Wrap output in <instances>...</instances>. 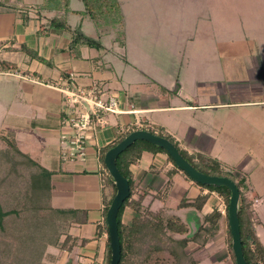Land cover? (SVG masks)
<instances>
[{
  "label": "crops",
  "instance_id": "crops-1",
  "mask_svg": "<svg viewBox=\"0 0 264 264\" xmlns=\"http://www.w3.org/2000/svg\"><path fill=\"white\" fill-rule=\"evenodd\" d=\"M72 2L70 0L67 21L72 30L84 34L85 29L90 28V19L80 12L84 9L82 2L81 7H73ZM41 3L42 0H0V132H13L18 147L52 172L54 206L78 210V217L85 219L72 224L69 235L74 244L71 247L51 249L56 258L50 264H103L108 233L104 229L100 231L99 227L105 218L104 195L108 197L110 189L104 187L107 170L100 160L101 149L125 136L127 133L121 130L134 128L137 119L153 125V130L162 128L170 133L165 126L152 120V112L184 110L193 104L151 105L155 98L136 97L130 81H123L110 60L112 49L116 46L121 49L114 39L109 43L108 35L101 36L99 50L79 45L77 53L69 47L71 32L48 26V19L54 11L37 13ZM124 62L127 63L126 60ZM69 74L74 77L71 85L88 87L94 84L104 98L114 96L119 108L118 113L105 115V125L86 129L81 143L84 155L74 159L66 154L71 146L69 144L66 148L65 145L76 132L66 124L63 94L47 85ZM27 76L40 81L34 82L25 78ZM174 87L178 88L177 83ZM170 135L188 153L210 156L208 147L190 139L191 135L186 141L176 134ZM210 157L219 160L226 169L230 167L220 156ZM129 168L135 184L132 197L142 195L143 205L151 210H180L177 206L181 200H194L199 196H206L200 213L207 214L218 208V198L212 193L214 190L201 187L177 170L165 153L143 151ZM258 203L255 211L259 224L255 225V231L264 246L259 231L264 222L257 214L260 197ZM187 211L188 216L195 220L198 213ZM134 216L135 212L126 206L122 222L129 224ZM223 220L225 217L221 216L220 229ZM220 229L204 248L198 250V246L192 243L191 249H197L199 256L205 254L212 263L220 262L217 244Z\"/></svg>",
  "mask_w": 264,
  "mask_h": 264
},
{
  "label": "rangeland",
  "instance_id": "rangeland-1",
  "mask_svg": "<svg viewBox=\"0 0 264 264\" xmlns=\"http://www.w3.org/2000/svg\"><path fill=\"white\" fill-rule=\"evenodd\" d=\"M72 1L73 7H81L80 0ZM119 2L122 28L106 36L110 43L121 40L117 31L124 33L123 46L114 40L121 49L110 47L115 72L130 81L136 97L155 98L151 105L193 104L154 111L151 118L184 141L191 135L205 144L210 156L225 160L236 178L244 174L251 196L261 198L257 214L264 222V0ZM88 23L84 34L101 41ZM248 202L256 213L259 203ZM175 212L193 223L187 209ZM259 231L264 240V224ZM217 238L221 261L212 263L203 254L198 264H233L224 220Z\"/></svg>",
  "mask_w": 264,
  "mask_h": 264
},
{
  "label": "trees",
  "instance_id": "trees-1",
  "mask_svg": "<svg viewBox=\"0 0 264 264\" xmlns=\"http://www.w3.org/2000/svg\"><path fill=\"white\" fill-rule=\"evenodd\" d=\"M81 2L84 9L80 12L94 24L96 31L100 33L98 37L111 34L117 27L122 26L124 16L119 0H81ZM69 3L70 0H42L37 13L54 11L48 19V26L72 33L69 46L71 50L78 53L79 45L99 50L101 47L99 40L72 30L67 21V13L70 12ZM117 32L122 38L119 41L114 40L123 46L124 33L122 30ZM148 130L171 141L180 154L200 172L228 177L236 183L240 193L238 219L244 258L248 264H264V246L256 235L254 226L259 219L250 209L249 202L240 189L245 184V180L236 178L231 170L224 169L221 162L215 158L205 154L188 153L164 129ZM124 137L101 149L100 160L103 165L105 152ZM143 151L167 154L169 161L180 170L163 148L145 140H135L118 154L115 160L116 166L128 179L130 188V196L123 201L116 216L121 250L119 264H198L200 259L196 250L204 248L219 232L221 214L216 209L207 214L200 213L206 196H199L194 200L183 199L178 204V209L185 208L198 213L190 225L175 212L176 209L160 208L153 211L149 206L143 205L142 195L132 197L135 184L129 167L140 158ZM182 173L186 175L184 171ZM51 174L47 167L18 147L13 132H0V264H50L56 258L51 249L60 250L74 244L69 230L74 222H82L85 219L78 217V210L54 206ZM195 183L218 192L228 206L230 190L226 186ZM105 186L110 189V194L108 197L104 195V215L116 193V186L107 171ZM126 206L135 212L129 224H124L121 219ZM225 221L229 254L233 264H236L231 247L227 208ZM102 229L108 233L105 218L99 227L100 231ZM192 243L198 248L188 250ZM110 259L111 248L108 236L103 264H109Z\"/></svg>",
  "mask_w": 264,
  "mask_h": 264
},
{
  "label": "water",
  "instance_id": "water-1",
  "mask_svg": "<svg viewBox=\"0 0 264 264\" xmlns=\"http://www.w3.org/2000/svg\"><path fill=\"white\" fill-rule=\"evenodd\" d=\"M138 139L145 140L151 144L163 148L173 159L177 168H179L181 171H184L186 175L193 181L207 185L226 186L230 190L227 213L228 225L232 241L231 247L235 256V263L248 264L243 255L240 237L238 219V202L240 193L238 187L236 186V183L228 177L207 175L200 172L180 154L177 147L171 141H169L165 137L152 133L147 129L132 130L127 135H125V137L121 139L116 145L108 149L104 154V165L116 186V193L112 198L105 214V221L108 227V236L110 239L111 248V259L109 264H119L120 261L121 250L119 244L116 216L123 201L130 196L128 179L120 173L116 166L115 160L119 153L124 151L130 144Z\"/></svg>",
  "mask_w": 264,
  "mask_h": 264
},
{
  "label": "built area",
  "instance_id": "built-area-1",
  "mask_svg": "<svg viewBox=\"0 0 264 264\" xmlns=\"http://www.w3.org/2000/svg\"><path fill=\"white\" fill-rule=\"evenodd\" d=\"M73 78V75L69 74L67 77H59V79L53 84H47L51 87L57 88L63 94V102L66 106V124L76 132L69 141L71 148L66 153L71 159L78 156L82 157L84 155V147L81 143L84 141V132L86 129H94L96 125H105L107 122L105 119L106 114L119 112L118 103L114 96L104 98L100 93L99 88L94 84L88 87H74L70 83ZM31 80L39 82L33 78ZM153 128V125L145 123L141 119H137L134 128L127 127L123 128L121 131L128 134L135 129L148 130ZM237 176L238 178H243L245 180V184H243L240 189L246 199L253 202L252 204L254 206L259 199L251 196V187L248 184L246 176L242 173ZM212 193L219 201L217 210L220 212L221 216L225 217L227 208L225 199L216 191H212Z\"/></svg>",
  "mask_w": 264,
  "mask_h": 264
}]
</instances>
